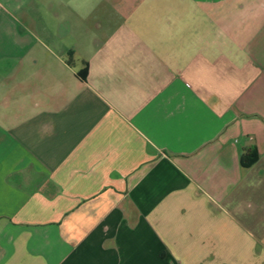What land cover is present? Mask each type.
<instances>
[{"label": "crops", "instance_id": "0c3cea01", "mask_svg": "<svg viewBox=\"0 0 264 264\" xmlns=\"http://www.w3.org/2000/svg\"><path fill=\"white\" fill-rule=\"evenodd\" d=\"M0 264H264V0H0Z\"/></svg>", "mask_w": 264, "mask_h": 264}, {"label": "trees", "instance_id": "16d2710c", "mask_svg": "<svg viewBox=\"0 0 264 264\" xmlns=\"http://www.w3.org/2000/svg\"><path fill=\"white\" fill-rule=\"evenodd\" d=\"M259 154L256 149H245L241 156V163L243 167H250L257 162Z\"/></svg>", "mask_w": 264, "mask_h": 264}]
</instances>
